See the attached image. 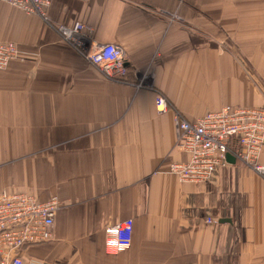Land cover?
<instances>
[{"label": "crops", "instance_id": "1", "mask_svg": "<svg viewBox=\"0 0 264 264\" xmlns=\"http://www.w3.org/2000/svg\"><path fill=\"white\" fill-rule=\"evenodd\" d=\"M248 1L51 0L55 24L122 47L127 83L0 1V39L22 52L0 70V189L59 201L51 240L24 247L23 264H264V177L236 160L197 184L168 173L187 158L176 113L264 106V0ZM125 219L131 244L107 255L104 228Z\"/></svg>", "mask_w": 264, "mask_h": 264}, {"label": "built area", "instance_id": "2", "mask_svg": "<svg viewBox=\"0 0 264 264\" xmlns=\"http://www.w3.org/2000/svg\"><path fill=\"white\" fill-rule=\"evenodd\" d=\"M0 1L27 15L40 17L63 39L80 49L103 79L125 82L128 69L124 51L117 42H90L91 28L79 22L72 27L54 26L48 15L51 0ZM84 45L90 46L85 48ZM20 59L21 51L17 43L0 39V70ZM155 109L159 114L171 110L167 98L161 93H156ZM175 120L177 147L187 158L172 162L168 173L175 175L179 181L197 184L208 179L215 168L227 162V153L264 177V163L260 162L264 149V106L226 105L192 121L176 113ZM58 209L59 201L55 197L39 199L25 192L0 189V264H23L20 253L24 247L49 242ZM132 228V219L105 226V253L117 255L127 250L131 244Z\"/></svg>", "mask_w": 264, "mask_h": 264}, {"label": "rangeland", "instance_id": "3", "mask_svg": "<svg viewBox=\"0 0 264 264\" xmlns=\"http://www.w3.org/2000/svg\"><path fill=\"white\" fill-rule=\"evenodd\" d=\"M260 2H261V0H249L248 1V3H256V4H258V5H261L260 4ZM11 6V5H10ZM12 7H14V6H12ZM250 14V13H249ZM40 18V17H39ZM41 19V18H40ZM174 19H175V17H170L169 18V22L171 21H174ZM41 21H43L42 19H41ZM44 22V21H43ZM52 22V21H51ZM45 23V22H44ZM53 23V25L54 26H57V24H55L54 22H52ZM48 27H50L51 28V26L50 25H48L47 23H45ZM64 27H66V26H64ZM52 29V28H51ZM54 30V29H53ZM92 30V29H91ZM84 32H87V31H85L84 30ZM200 35L201 36H204V37H207V36H209V35H207V34H205L204 32H200ZM229 38V35L227 34V33H224L223 34V36H221V37H219V38H217V40L215 41V45H229V42H230V40L228 39ZM67 41V40H66ZM232 41H234V40H232ZM69 42V41H68ZM235 43V42H234ZM259 45H264V40H262L260 43H259ZM222 48V47H221ZM21 54H22V52H21ZM241 60V59H240ZM241 62L243 63V65H246L247 63H245V61L244 60H241ZM247 66V65H246Z\"/></svg>", "mask_w": 264, "mask_h": 264}, {"label": "water", "instance_id": "4", "mask_svg": "<svg viewBox=\"0 0 264 264\" xmlns=\"http://www.w3.org/2000/svg\"><path fill=\"white\" fill-rule=\"evenodd\" d=\"M226 160L232 163L235 162V158L230 153L226 154Z\"/></svg>", "mask_w": 264, "mask_h": 264}, {"label": "trees", "instance_id": "5", "mask_svg": "<svg viewBox=\"0 0 264 264\" xmlns=\"http://www.w3.org/2000/svg\"><path fill=\"white\" fill-rule=\"evenodd\" d=\"M128 76H129V71H127V78H126V80H125L124 83H127V82H130V81H131L130 78H129Z\"/></svg>", "mask_w": 264, "mask_h": 264}]
</instances>
